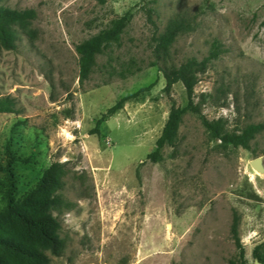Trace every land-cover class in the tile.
<instances>
[{
	"label": "rangeland",
	"instance_id": "1",
	"mask_svg": "<svg viewBox=\"0 0 264 264\" xmlns=\"http://www.w3.org/2000/svg\"><path fill=\"white\" fill-rule=\"evenodd\" d=\"M0 6L29 13L10 24L15 48L0 45V97L12 98L16 109L0 113V207L8 166L17 199L51 165L61 166L49 213L63 248L45 252L50 264H240L234 218L242 263H264V171L251 166L261 159L264 167V132L248 148L223 147L202 124L204 117L221 133L239 134L264 123V0H0ZM176 23L184 28L161 64L207 60L193 94L200 115L182 116L174 144L153 163L147 157L170 109L187 105L182 84L166 93L152 65V38ZM100 35L82 77L83 57ZM133 94L105 117L101 139L90 134L96 120ZM8 149L33 162L9 165ZM5 228L26 241L19 226Z\"/></svg>",
	"mask_w": 264,
	"mask_h": 264
},
{
	"label": "trees",
	"instance_id": "2",
	"mask_svg": "<svg viewBox=\"0 0 264 264\" xmlns=\"http://www.w3.org/2000/svg\"><path fill=\"white\" fill-rule=\"evenodd\" d=\"M28 17V12H19L0 6V45L2 47L6 49L15 48L10 34V24L16 21L27 20L29 19ZM146 21L154 25L149 11ZM183 28L184 25L176 23L165 33L152 38V58L154 59L152 65L158 66L159 72L162 73L165 80L164 91L169 93L172 86L180 82L187 96V105L185 107L179 108L173 106L170 109L168 118L163 129H161L162 132L156 140L155 148L147 157L153 163L159 162L161 151L164 147L174 144L177 134L176 129L182 116L188 112L200 115L198 107L193 104V94L197 84L196 74L206 64L207 60L204 59L200 62L189 60L178 67H167L161 64L165 61V57L168 56V49ZM103 40V35L98 36L94 43L89 46L88 51H86L82 61V77H85L89 71V66L92 62L90 55ZM135 95L120 98L106 111L104 116L102 115L101 118L96 120L90 134H96L101 139L103 136L100 133L99 127L104 123L105 117L120 111L123 105L134 98ZM0 113H16L15 102L12 98L0 97ZM202 124L223 147L232 145L248 148V142L253 136L256 133L264 132V123L247 126L239 134L221 133V129L217 123H212L204 117H202ZM7 155L9 165L12 163L28 164L29 162H33L32 157L18 155L9 149L7 150ZM6 172L8 176V189L5 192L6 204L0 207V264H14L6 259L5 253L22 259L27 264H50V259L45 252L50 251L53 255H59L63 248L62 242L57 236L58 222L49 213L50 208L56 205L58 201L55 192L59 189L61 183V166L58 164L51 165L44 171L35 186L18 199L14 197L15 177L9 166L6 168ZM31 213H36V216H33ZM5 224L19 226L27 237L26 241L22 238L16 239L12 235H9L10 233L5 228ZM231 234L239 252L240 264H243L244 250L239 241L238 220L236 218L233 219L231 225ZM259 262L264 264L260 259Z\"/></svg>",
	"mask_w": 264,
	"mask_h": 264
},
{
	"label": "water",
	"instance_id": "3",
	"mask_svg": "<svg viewBox=\"0 0 264 264\" xmlns=\"http://www.w3.org/2000/svg\"><path fill=\"white\" fill-rule=\"evenodd\" d=\"M251 166L254 170H256L257 172L262 173L264 171V167L263 164L261 162V159H255L252 163ZM254 264H260L258 261H255Z\"/></svg>",
	"mask_w": 264,
	"mask_h": 264
}]
</instances>
